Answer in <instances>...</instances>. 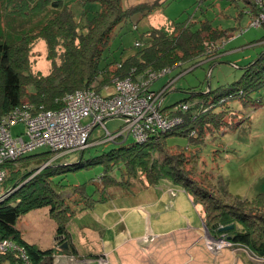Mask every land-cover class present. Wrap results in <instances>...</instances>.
Segmentation results:
<instances>
[{
  "label": "trees",
  "instance_id": "16d2710c",
  "mask_svg": "<svg viewBox=\"0 0 264 264\" xmlns=\"http://www.w3.org/2000/svg\"><path fill=\"white\" fill-rule=\"evenodd\" d=\"M123 1L82 0L84 5L98 2L102 9L81 28L72 8L61 1L0 0V120L26 105L34 112L59 110L65 97L76 91L91 89L102 93L106 87L112 89L116 79L130 77L137 81L149 71L169 69L161 77L164 78L186 63L193 62L195 66L204 59L215 63L222 55V46L229 39L226 31L208 21L197 29L191 23L170 22L144 34L142 39H147L146 44L137 54L126 60L107 61L103 56L115 28L135 15L149 16L164 3L155 0L124 8ZM243 1L256 19L261 8L253 0ZM40 42L45 44L46 60L50 63L48 74L34 70L33 50ZM259 42H264V38ZM136 45L141 48V43ZM242 69L241 78L232 84L208 92L189 89V98L165 108L162 104L163 115L181 117L183 122L169 131H158L145 143L135 139L128 145H123L128 139L107 141L105 129L101 143L114 142L121 146L86 163L84 153L90 147V139L85 150L59 152L63 158L78 153L80 158L74 164L61 163V158L51 161L58 153L50 149L43 153L30 152L5 163L2 167L5 176L0 184V193L6 194L0 201V241L11 239L23 246L27 260L19 251H0V264H54L60 255L81 260L76 255L70 230L77 215L108 201L110 189L135 192L139 191L137 185L157 187L164 181L183 188L193 197V203L202 207L203 223L212 239H223L262 260H246L243 253L245 264H264V193L252 199L220 197L200 184L195 179V168L190 167L208 139H214L221 130H234L240 125L234 120L241 118V112L230 104L239 101L246 109L257 102L255 95L264 90V51ZM182 76L179 74L158 91H152H162L172 82L164 93L166 97ZM195 98L196 103L190 104ZM22 125L24 131L17 135L25 132ZM170 136L187 138L194 150L170 146ZM95 164L103 165L104 172L96 180L97 188L92 193L86 185L73 186L55 180L57 175ZM45 208L56 223V243L50 249L26 242L16 228L22 217ZM225 227L229 229L222 230ZM65 242L69 250L60 248Z\"/></svg>",
  "mask_w": 264,
  "mask_h": 264
},
{
  "label": "rangeland",
  "instance_id": "374dc122",
  "mask_svg": "<svg viewBox=\"0 0 264 264\" xmlns=\"http://www.w3.org/2000/svg\"><path fill=\"white\" fill-rule=\"evenodd\" d=\"M57 1L72 8L81 28L102 9L98 2L84 5L82 0ZM152 1L155 0H124L123 7ZM162 2L164 3L159 9L149 16L135 15L118 25L112 33L110 45L103 57L112 62L128 59L145 46L147 39H142L144 34L170 22L191 23L192 27L197 29L202 22L208 21L213 27L226 31L229 36L222 46V55L215 63L205 59L197 61L199 64L195 65L196 67L193 62L186 63L152 84L151 90L158 91L170 79L184 74L169 90L163 108L189 98L190 94L187 93L189 89L208 92L209 89L216 90L234 83L241 78L242 67L264 51V42H259L264 38V27L252 26L255 18L251 16L250 6L243 0H162ZM138 42L141 43V48L137 47ZM46 54L45 44L40 42L33 50L35 71L48 74L50 63L46 60ZM191 70L193 71L190 72ZM255 99L257 102L246 109H243L239 101L231 103L230 106L234 110L241 112V118L234 120V123L240 125L234 130H221L215 134L214 139H208L197 159L190 164V167L195 168V179L213 189L220 197L234 195L252 199L264 193V90L257 93ZM196 100L198 99H193L190 104L196 103ZM84 123L88 121L85 120ZM123 125L124 121L116 118L106 122V129L110 133H115ZM22 131H24L22 124L12 128L14 136ZM105 133V128L100 126L93 131L90 147L84 153L85 163L121 146L114 142L101 143ZM134 142V138L130 137L123 145ZM168 143L170 146L188 148L189 151L195 148L185 137L170 136ZM47 151L49 148L43 147L34 153ZM56 155L51 161L61 158V163L74 164L80 158L78 153L68 154L64 158ZM103 172L104 166L95 164L57 175L55 180L73 186L86 185L88 192L92 193L97 188L96 180ZM168 183L171 185L165 188L168 192H158L156 187L137 185L139 191H129L127 197L120 195V190L115 191V188L109 190L111 196L109 202L98 205L92 212L74 218L71 231L76 241L81 242L83 249L101 251L98 243L93 241L94 234L100 237L102 233H110L112 228L122 237L126 232L129 244L122 252H126L127 249L130 252L125 255H128L126 258L120 255L122 259L120 264H153L164 255H166L164 264H244L243 253L246 260H253L250 252L232 245H226L222 249L215 246V241L204 226L202 207L195 205L193 197L183 188L175 187L168 181L162 182V185ZM105 213L106 225L102 226L98 224L96 217L103 218ZM198 222L199 234H195V238L189 236L188 243L184 240L180 242L181 236L187 233L183 234V231L191 230ZM16 228L31 244H36L42 249L55 246L56 223L50 218L47 208L28 213L18 221ZM144 231L146 233L140 238L143 240L142 244L136 238ZM171 255L173 259L170 261ZM165 260L167 262H164ZM94 262L112 264L113 258L107 252L93 262L60 255L55 258L54 264Z\"/></svg>",
  "mask_w": 264,
  "mask_h": 264
},
{
  "label": "built area",
  "instance_id": "2783aa9c",
  "mask_svg": "<svg viewBox=\"0 0 264 264\" xmlns=\"http://www.w3.org/2000/svg\"><path fill=\"white\" fill-rule=\"evenodd\" d=\"M253 1L261 10L252 26L264 27V0ZM169 71H149L137 81L130 77L116 79L112 89L106 87L102 93L91 89L76 91L65 97L64 106L59 110L34 112L31 106L26 105L3 117L0 120V184L5 176L2 168L5 163L42 147H48L58 156L85 150L93 130L97 126L106 129L108 120L119 118L124 121V125L116 133L107 131V141H125L132 137L138 143H145L158 131L166 132L180 125L183 122L181 117L165 116L160 111L164 93L172 82L162 91L151 90L152 84ZM85 120L88 123L85 124ZM19 123L24 124L26 130L23 134L13 136L12 127ZM5 197L6 194L0 193V201ZM213 240L220 249L231 245L223 239ZM0 251H19L27 260L25 248L11 239L0 241ZM251 258L262 261L254 256Z\"/></svg>",
  "mask_w": 264,
  "mask_h": 264
},
{
  "label": "crops",
  "instance_id": "0c3cea01",
  "mask_svg": "<svg viewBox=\"0 0 264 264\" xmlns=\"http://www.w3.org/2000/svg\"><path fill=\"white\" fill-rule=\"evenodd\" d=\"M169 186H171V185H169V183L168 184H164V185L161 184V185L157 186L156 189L158 190V192L159 191H161V192H168V190H166L165 188L166 187L168 188ZM115 189H116L115 191H119L120 190V195H122L124 197H127L128 196V191L122 190V189H117V188H115ZM110 198H111V196H110V193H109V199H108V201H106L105 203H99V204H97L92 210L87 211V212H92L98 205L106 204L107 202H109ZM87 212H84V213H87ZM107 213H105L103 215V218H100L98 216L96 217V219L98 220V224H101L102 226L106 225V223H105V216H107ZM79 215H81V214H79ZM199 222L196 223L192 227L191 230H185V231H183V234H184V232H187V233L184 234V236H181L180 242H182V240H184V242L188 243L190 241V239L188 238L189 236H191L192 238H195L196 237L195 234H199V232H198L199 231V229H198L199 228ZM73 224H74V222L71 223V227H72ZM71 227H70V230H71ZM83 228H86V227H83ZM147 230H150V229H147ZM146 231H144L142 234L138 235L139 237L136 238V240L139 243H142L143 244V240H140V238L142 237V235H144L146 233ZM188 231H190V232H188ZM191 232H193V233H191ZM71 234H72V243H73V245L75 246V248L77 250V254L76 255L79 258H81L82 261H84L85 259H86V261H90V260L92 262L93 261H96L95 257L101 256L104 252H107L108 254H110L112 256L113 263L117 262V263L120 264V262H122V259H121L120 255L126 258L128 255L127 256H125V255L130 252V250H128V249H127L126 252H122V251H125L124 248L129 244V242L127 241V238H126V232L124 233L125 236L123 235V237H122L120 234H118L116 231H114L113 228L111 229V232L110 233H107V234L106 233H102V235L100 237H98L97 234H94L93 241H95V243H98V247L101 249V251H99V250L98 251H92L89 248L83 249V246H81V242L76 241L75 235H73L72 231H71ZM185 236H187V237H185ZM149 237H152V236H149ZM23 238H24V240L26 242H28L25 239L24 236H23ZM178 243H179V240H178L177 244ZM174 252H176V251H174ZM174 255H177V254L174 253ZM164 259H166V255H164V257H161V259H157V261H154L153 264H164L163 263V260ZM172 259H173V256L171 255L170 258H169V260L171 261ZM178 260H180V259H178ZM164 262H167V260H165ZM95 263L96 262L91 263V264H95ZM243 263L245 264L244 261H243Z\"/></svg>",
  "mask_w": 264,
  "mask_h": 264
},
{
  "label": "water",
  "instance_id": "95a60500",
  "mask_svg": "<svg viewBox=\"0 0 264 264\" xmlns=\"http://www.w3.org/2000/svg\"><path fill=\"white\" fill-rule=\"evenodd\" d=\"M229 229V227H225V228H223L222 230H228ZM61 249H63V250H69V244H68V242H65V243H63L62 245H61Z\"/></svg>",
  "mask_w": 264,
  "mask_h": 264
}]
</instances>
